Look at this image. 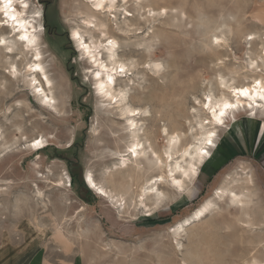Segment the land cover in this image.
Here are the masks:
<instances>
[{"label": "rangeland", "instance_id": "rangeland-1", "mask_svg": "<svg viewBox=\"0 0 264 264\" xmlns=\"http://www.w3.org/2000/svg\"><path fill=\"white\" fill-rule=\"evenodd\" d=\"M19 1L17 7L26 8ZM25 1L28 13L37 12L32 22L56 110L41 107L24 84L30 54L0 57V264H247L251 255L264 260V246L257 245L264 244V118L231 113L228 120L234 116L237 124L219 130L218 148L198 179L179 194L167 178L158 206L139 193L159 169L144 161L117 169L110 155L130 140L122 133L123 107L147 109L143 137L160 152L167 145L164 127L178 134L182 146L193 141L190 128L203 115L201 102L207 94L220 96L219 74L233 84L258 76L247 63L264 47V0H145L149 17L131 0L127 21L119 12L115 18L96 14L94 22L106 21L101 30L118 42L114 57L128 69L116 82L124 89L118 103L97 94L96 66L71 36L75 27L86 44L89 34L101 37L100 30L83 27L86 1ZM215 36L224 46L214 48ZM101 57L109 63L105 51ZM154 62L161 69L156 75L150 70ZM12 63L20 68L19 80L4 72ZM255 64L264 77L262 62L257 58ZM40 137L47 140L43 148H28ZM68 159L77 162L74 170L89 192L72 182ZM87 168L120 201L95 194L85 182ZM227 187L243 190L248 202L242 209L230 204L228 194L217 199L216 192ZM205 200L213 201V213L186 224ZM243 220L253 224L242 227ZM181 226L183 237L176 236Z\"/></svg>", "mask_w": 264, "mask_h": 264}, {"label": "bare ground", "instance_id": "bare-ground-1", "mask_svg": "<svg viewBox=\"0 0 264 264\" xmlns=\"http://www.w3.org/2000/svg\"><path fill=\"white\" fill-rule=\"evenodd\" d=\"M17 1L18 0H11V4L6 6L4 0H0V29L2 30L0 33V57H9L14 55L20 58V55H23L24 53L30 54V59L24 65V69L27 72V78L24 84L30 88L33 96L38 100L41 107L48 111L56 110L55 98L50 92L52 88V80L46 71L44 65V55L36 37L37 27L32 22L36 17L37 12H31V10L30 12L32 14L28 13L26 8L28 9L30 5L26 8H21L20 6L17 7ZM85 1L88 4L89 14L83 19V27L89 31L94 29L100 30L101 37L99 36L98 39L94 40V37L89 34L88 39L90 43L86 44V40H83V35L80 34L75 27H72L71 29V36L81 48V54H86L87 58L89 57L90 59L89 61L93 63V66H96L94 69L96 70V72H94V79L96 80L97 94L99 93L101 97L107 98L110 103L112 100H115V103H118V101H123L122 97L124 89H117L116 82L119 77L126 75L128 69H126L125 63L114 57L115 51L118 47L116 38L108 36L106 32L101 30V27H107V22L101 20L97 24L94 22V19L98 13H112L115 18L116 12H119L120 15H123V21H127L133 16L132 11L128 8L131 0ZM131 2L138 5L136 10H143V13L146 14L145 17L150 16L152 8L148 7V9L145 10V7L148 6L145 0H133ZM19 3H22L23 7L28 5L25 0H20ZM163 9L164 8H162V11ZM5 11H8L10 16L15 15L16 20L6 17L4 15ZM107 20H109V18H107ZM248 35H250V40H253L256 37L252 33ZM220 36H215L214 38L212 37V45L214 48H219L223 45L222 41L224 40H222ZM21 37H25V39H21ZM109 41H111V43H109ZM102 51H105V57L109 63H104L102 57L97 58ZM257 58L262 62L264 67V47H262L260 55H258L255 60H257ZM255 60H249L247 68L249 71L257 72L259 74L258 76L250 79L247 83H228L221 74L218 75L219 85L221 87L220 96L213 97L211 94H207L205 96L200 107V111L203 115L196 116L197 118L194 119L195 124L193 126L190 125L192 126L191 128L189 127L190 129H195V133L192 136L193 141L188 142L183 146L180 142L178 143V134L169 132L164 127L161 129L160 134L165 135L167 145L165 149L160 152L154 150L150 144L149 138L146 136L143 137V135H146V130L143 127L141 117H146L147 109L142 110L141 108L128 106L121 109L122 112L120 114V121L123 123L121 124L122 133L126 134L130 140L123 146L122 149L111 151V157L118 160L115 164L116 168L120 169L121 167H126L129 162L137 168L139 164L144 161L147 167L153 165L159 169V174L149 176L140 186L141 192L139 193V196L141 198H150V204L158 206L160 195L162 194L160 186H162L169 177L170 184L173 188H175V191L179 194H185V188L188 186L187 183H191L195 178L198 179L200 168L213 157L214 151L218 148L217 138L219 130L222 129L226 131L229 127L231 128L230 131H232V126L237 124L234 116L231 120H228L231 113L243 112L249 120L264 118V99H261L262 90H264V77L261 73V66L256 65L257 63L255 64ZM159 64L154 62L155 68L150 69L151 73L154 75L158 74L161 70L159 68ZM121 68H123L124 71H121ZM4 72L7 73L8 77L16 80H19L21 77L20 68L13 63L7 66V68L4 69ZM102 73L103 76L101 75ZM257 81H260L259 86L256 84ZM240 88L249 89V95L246 97L240 96L235 91ZM117 90L118 93L116 94L115 92ZM118 96L120 99H117ZM225 103H231L235 105V107L224 110L223 106ZM205 105L208 106L205 107ZM214 110L215 115H213ZM220 111H225V115L223 117L219 115ZM3 139L4 135L0 130V141ZM37 141H39L38 144L36 143ZM46 141L47 140H44L42 137L38 140L37 138H34L28 142L27 146L28 148L39 150L43 148ZM132 147L136 148V155H133L132 152L129 151ZM148 149H150L152 157H149L150 155L148 156ZM175 154H177V156L174 159L173 156ZM170 158L171 161L168 163ZM85 182L86 185L100 197H103L112 203L120 201L118 197L113 194L111 190H108V188L101 181L95 179L91 169L89 168L85 171ZM2 190L4 191L3 188H0V193ZM216 194L219 201L223 198L224 194H228L230 204L236 209H242L243 205L248 202L244 198L246 195L243 190H237L233 187H227L225 190L221 189L219 192L217 191ZM140 202L146 206L144 200H140ZM214 210L215 205L213 201L205 200L201 207L196 210L192 218L187 219L185 223L188 224L194 221L199 222L206 216L213 213ZM249 224H253V222L247 220H243V222H241L242 227H248L250 226ZM180 229V232H178V235L176 236L183 237L185 235V230L182 226ZM257 245L261 247L264 246L261 241H259ZM247 264H264V260H259L251 255V258L247 260Z\"/></svg>", "mask_w": 264, "mask_h": 264}, {"label": "snow or ice", "instance_id": "snow-or-ice-1", "mask_svg": "<svg viewBox=\"0 0 264 264\" xmlns=\"http://www.w3.org/2000/svg\"><path fill=\"white\" fill-rule=\"evenodd\" d=\"M6 6L11 4V0H4ZM25 7H27V5H25ZM4 15L6 17H8L9 19L12 20H16V16L15 15H9L8 11H5ZM21 39H25V37H21ZM109 43H111V41H109ZM121 71H124L123 68H121ZM256 84L259 86L260 85V81H257ZM240 96H248L249 95V89L247 88H240V89H236L235 90ZM261 99H264V90H262V95H261ZM208 105H205V107H207ZM224 110H227L229 108L235 107V105L231 104V103H225L224 104ZM213 115H215V110L213 111ZM219 115L221 117H223L225 115V111H220ZM211 142V141H209ZM37 144L39 143V141L36 142ZM130 152H132L133 155H136V148L132 147L129 149Z\"/></svg>", "mask_w": 264, "mask_h": 264}, {"label": "trees", "instance_id": "trees-1", "mask_svg": "<svg viewBox=\"0 0 264 264\" xmlns=\"http://www.w3.org/2000/svg\"><path fill=\"white\" fill-rule=\"evenodd\" d=\"M68 163L70 164V172H71V178H72V182L77 184V188L78 190L81 192L83 190H85L86 192H89V190H87L85 188V185L83 184V181L81 179V176L79 173H77V171L74 170V167H77V162H71L70 159H68Z\"/></svg>", "mask_w": 264, "mask_h": 264}, {"label": "crops", "instance_id": "crops-1", "mask_svg": "<svg viewBox=\"0 0 264 264\" xmlns=\"http://www.w3.org/2000/svg\"><path fill=\"white\" fill-rule=\"evenodd\" d=\"M36 264V263H35Z\"/></svg>", "mask_w": 264, "mask_h": 264}]
</instances>
